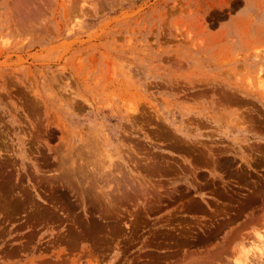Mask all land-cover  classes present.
<instances>
[{"label": "rangeland", "instance_id": "obj_1", "mask_svg": "<svg viewBox=\"0 0 264 264\" xmlns=\"http://www.w3.org/2000/svg\"><path fill=\"white\" fill-rule=\"evenodd\" d=\"M263 234L264 0H0V264H239Z\"/></svg>", "mask_w": 264, "mask_h": 264}, {"label": "bare ground", "instance_id": "obj_2", "mask_svg": "<svg viewBox=\"0 0 264 264\" xmlns=\"http://www.w3.org/2000/svg\"><path fill=\"white\" fill-rule=\"evenodd\" d=\"M254 234H256V233H254ZM263 238H264V236L262 237L261 235H257L255 241L254 242L250 241V245L249 246L247 245L248 246L247 248H246L245 243L243 242L244 244L242 246H240V248L238 250V252H239L238 256L240 257L239 264L240 263L245 264V262H247V261L251 262L252 259H251L250 255H252L253 257H256V258L257 257L258 258L259 257L264 258V239ZM253 240H254V238H253ZM247 264H249V263H247Z\"/></svg>", "mask_w": 264, "mask_h": 264}]
</instances>
